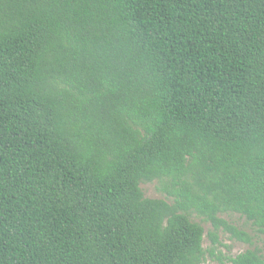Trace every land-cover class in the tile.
<instances>
[{"label":"trees","instance_id":"1","mask_svg":"<svg viewBox=\"0 0 264 264\" xmlns=\"http://www.w3.org/2000/svg\"><path fill=\"white\" fill-rule=\"evenodd\" d=\"M231 214L264 234V0H0V264H264Z\"/></svg>","mask_w":264,"mask_h":264},{"label":"rangeland","instance_id":"2","mask_svg":"<svg viewBox=\"0 0 264 264\" xmlns=\"http://www.w3.org/2000/svg\"><path fill=\"white\" fill-rule=\"evenodd\" d=\"M140 187L143 190L146 198L166 199V197L161 193V191H159L156 182L141 184ZM223 218L230 221L238 229L248 233L250 236L253 237V241H254V245L250 246L243 242L231 240L228 234L220 232L219 240L222 243V246L219 247V251L223 254V256L235 257L238 254H241L248 249H253L254 247L258 248L264 255V234L258 233L251 223L246 221L244 217L238 214H231L228 216H224ZM196 221L200 222V220H196ZM202 225L205 228L204 247L208 248L211 245V241L209 240L207 233L209 230H211V226L209 224H204V223ZM207 264H220V262L208 260Z\"/></svg>","mask_w":264,"mask_h":264}]
</instances>
